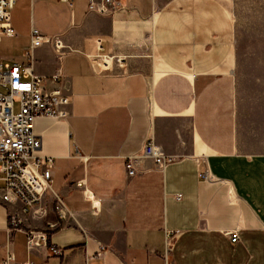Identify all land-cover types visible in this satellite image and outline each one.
Wrapping results in <instances>:
<instances>
[{
	"label": "crops",
	"instance_id": "crops-1",
	"mask_svg": "<svg viewBox=\"0 0 264 264\" xmlns=\"http://www.w3.org/2000/svg\"><path fill=\"white\" fill-rule=\"evenodd\" d=\"M119 2L112 14L88 12V0L12 5L0 60L27 64L32 30L58 39L61 64L43 42L31 67L50 76L60 66L71 100L66 118L33 123L38 153L53 158L52 192L25 214L0 202V260L8 247L32 264H165L171 232L166 264H264V154L236 142L229 13L220 0ZM91 56H112L109 72ZM147 139L173 162L160 171L143 160L145 170L126 177L123 158ZM206 166L208 181L198 177ZM53 193L71 219L58 217ZM28 230L46 240L27 250Z\"/></svg>",
	"mask_w": 264,
	"mask_h": 264
},
{
	"label": "built area",
	"instance_id": "built-area-1",
	"mask_svg": "<svg viewBox=\"0 0 264 264\" xmlns=\"http://www.w3.org/2000/svg\"><path fill=\"white\" fill-rule=\"evenodd\" d=\"M15 0H0V37L12 36L14 31L10 26V10ZM70 3L71 0H61ZM120 7L119 0H88V12L98 14H112ZM28 48L29 62L19 65L16 62L4 63L0 60V174L4 182L0 188V202L3 204L19 203L20 213L32 212L41 202L44 193L51 191V169L53 158L40 155V138L33 130V123L38 118H51L61 120L68 115L70 92L67 88V78L60 66L50 76L34 74L31 67L30 52L33 47L43 42L52 46L55 59L61 64L65 54V47L56 38H42L36 30H32ZM44 39V40H43ZM112 56H91L90 62H98V71L108 73ZM120 58L115 57V65L120 68L123 64ZM143 160H150L157 170L173 162V157L168 155L159 145L151 139L145 140L140 149L123 158V168L126 177L143 172ZM202 180H211L212 174L208 167L198 172ZM75 186L82 188L81 181ZM84 193L90 194L83 189ZM52 192V191H51ZM54 194V193H53ZM55 195V194H54ZM176 194L175 198L179 199ZM56 198V212L61 220L72 218L70 212L64 209L59 197ZM10 222L16 225L18 219L15 214H10ZM171 232H167L162 254L164 263L170 249ZM27 250L45 241L46 235L42 231L28 230L24 232ZM231 243L238 239L237 230L225 233ZM9 243H6L8 246ZM0 264H32L30 262H17L7 247L5 257Z\"/></svg>",
	"mask_w": 264,
	"mask_h": 264
},
{
	"label": "rangeland",
	"instance_id": "rangeland-1",
	"mask_svg": "<svg viewBox=\"0 0 264 264\" xmlns=\"http://www.w3.org/2000/svg\"><path fill=\"white\" fill-rule=\"evenodd\" d=\"M232 19L238 149L264 154V0H220Z\"/></svg>",
	"mask_w": 264,
	"mask_h": 264
},
{
	"label": "bare ground",
	"instance_id": "bare-ground-1",
	"mask_svg": "<svg viewBox=\"0 0 264 264\" xmlns=\"http://www.w3.org/2000/svg\"><path fill=\"white\" fill-rule=\"evenodd\" d=\"M96 63L98 64V67H99L100 64L98 62H96Z\"/></svg>",
	"mask_w": 264,
	"mask_h": 264
}]
</instances>
